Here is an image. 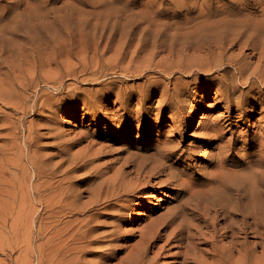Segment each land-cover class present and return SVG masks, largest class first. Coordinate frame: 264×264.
Instances as JSON below:
<instances>
[{
  "label": "bare ground",
  "instance_id": "obj_1",
  "mask_svg": "<svg viewBox=\"0 0 264 264\" xmlns=\"http://www.w3.org/2000/svg\"><path fill=\"white\" fill-rule=\"evenodd\" d=\"M1 1L4 3L0 5V14L6 13L8 8L14 10L20 4L24 7L21 13L12 18L0 16V101L5 105H16L17 112L27 107L26 92L34 80L27 77L25 71L29 68L24 70V65L35 60L36 56L32 55L30 58L29 52H25V42H30L33 47L56 44L59 49L64 47V52H70L72 48L68 43L85 48L90 39L94 41L98 35L103 37L105 34L109 44L115 39L112 35L121 31V28L128 30L129 26L133 27L131 22L116 17L112 23L106 24V33L109 34L95 32L89 37L84 29V22L81 31L86 32V36L67 39L68 34L73 31V24L81 27L73 22L71 12L50 17L49 9L46 12L42 9V4L48 0ZM191 1L194 3L196 0ZM249 1L214 0L191 4L186 0H169L166 5L164 0L160 3L156 0H144L141 3L144 5V14L139 21L145 24L147 45L152 47H140L145 50L152 48L155 53L160 47L172 42L171 45L180 46V49L197 50L205 56L189 61L186 66L170 65L154 71L153 73L161 75L163 72L169 76L165 84L150 81L148 74L144 73L145 66L139 67L140 69L134 70L133 76L144 80L137 89L127 98H124L123 93H116L120 106L113 113L115 125L107 129L106 141H111L119 132L128 136L134 130L138 131V135L144 134L143 138L147 141L152 137L153 131H156V140L151 146L145 143L126 152L128 155H125L114 174H98L96 167L90 166L88 176L82 179L88 183L86 189L79 191L78 188L76 191L63 187L65 178L58 180L55 185L52 180L58 173V168L50 166L37 155L30 154L32 131L27 130L23 148L17 147L15 132L9 135L6 150H16L14 153L3 152L0 156V194L7 201L13 199L9 207L11 211L17 208L21 216L25 212L26 220H30L29 224H34L35 232L32 225L28 226V235L22 241L31 245V235H35L34 239H41L36 247L37 264H85V256L93 254L99 256L93 260V264H105L103 249L94 245L101 243L106 237L114 238L115 227L133 209L130 204L127 208V202L131 203L136 194H144L149 190H159L161 193L166 191L161 202L163 210L150 219L138 237H141L139 245L118 264H162V258H168L171 248L176 249L171 254L175 264H264V92H260L264 89V12L261 15L255 13L256 8H264V0L252 4ZM129 3L136 5L134 0ZM156 4L160 7L155 11ZM58 11L61 12V9L52 13ZM158 15H166L170 21L163 23L159 17L155 18ZM180 16L183 17L179 18ZM131 32L132 28L128 30V35ZM82 39L85 41L76 45ZM233 48L237 49V53H229ZM55 61L54 57L48 61V65L55 64ZM97 61L95 58L87 64L90 62L94 67L99 65ZM147 62L145 68H150L153 64L150 63L151 59ZM160 64L161 62L154 67ZM33 67L37 69L34 64ZM126 67L124 66L125 73L129 71ZM173 69L185 73L191 80H173ZM69 70L67 68V72ZM200 73L214 75L215 79L209 77L206 80ZM46 77L49 78V75L46 74ZM112 83L102 86L110 92L114 90ZM61 87L62 84H59L58 88ZM212 89L218 96L215 98L217 102L229 105L224 107L226 110L223 112L227 124L224 126L223 121L221 124L217 123L220 120L218 116V120L213 118L217 122L209 123L198 138L197 145L184 147L183 128L193 117L187 101L192 94L207 93ZM236 90L240 93L235 96ZM35 97L30 109L34 111L44 108L46 102L40 100L38 92ZM154 101L157 108L151 110L150 106ZM235 112L240 117L259 114L260 119L253 123L255 130L246 134L231 131L232 114ZM100 113L104 114L103 109ZM164 119L172 123L170 128L162 131L154 127L153 120L160 123ZM242 122L247 124V120ZM8 154L11 156L6 157ZM18 154L26 156L36 177L32 192L34 200L42 206V211L37 215L27 205L29 197L21 182L18 184L19 195L7 188L9 183L5 178L7 174L10 175L11 166L18 164L15 158ZM62 154L64 158L70 155L67 152ZM83 158L71 156V169L66 168L61 172L69 174L71 170L85 168L93 162L89 158ZM11 159H14V163L8 164ZM126 168L127 171H124ZM42 177L44 180L37 183ZM82 193H87V200L78 205ZM99 208L112 211L110 214L109 210L111 218H114L110 231L97 233L103 226L99 225V220L96 219L95 222L92 215L97 214ZM151 211L152 214L158 212L157 208ZM101 215L104 214L99 216ZM63 216L69 219L61 221ZM81 216L84 217L80 219ZM96 223L98 226L94 225ZM3 232L2 230L1 233ZM250 234L255 235L257 241H248ZM201 246H206L207 249ZM256 247H260L259 252L255 251ZM13 250V246L8 245L6 248L0 243V253L6 257L0 259V264H5L4 260L11 258ZM150 252L151 255L148 256ZM25 260H17V264H29Z\"/></svg>",
  "mask_w": 264,
  "mask_h": 264
},
{
  "label": "rangeland",
  "instance_id": "obj_2",
  "mask_svg": "<svg viewBox=\"0 0 264 264\" xmlns=\"http://www.w3.org/2000/svg\"><path fill=\"white\" fill-rule=\"evenodd\" d=\"M8 1L9 0H7V2ZM129 1L131 0H48L42 4V9L45 10V12L49 9L48 15L50 17L53 15H63L66 12L72 13L73 22H76L81 27L73 24V31L68 34L69 36L67 39L86 36V32L81 31L84 22L86 24L84 29L87 30L89 37H92L95 32L98 34L101 32L106 33L107 22L112 23L116 20V17L120 18V20L131 22L133 27L129 26V29L132 28V32L128 35L129 29H124L125 33H123L124 30L121 28V31H119L120 33L118 32L112 35L115 39L109 44L107 38L104 37L107 36L105 34L103 35L104 38L98 35L96 38L97 40L95 39L92 41L90 39L91 43L88 41L85 48L83 46H71V44L68 43L67 45L72 48L70 52H64V47L59 49V46L56 44H40L33 47L30 42H25V52H29L30 58L32 55L36 56L35 60H30L27 65H24V70L29 68L28 71H25L27 77L34 80L30 83V86H28L26 92L27 107L25 110L19 111V113L17 112L16 105H5L0 101V156L3 152L14 153L16 150H6L10 140L9 135L15 132L17 137V147L23 148L25 134L27 133V130H30L32 131V152L30 154L33 153L37 155L38 158L40 157L44 159L50 166L53 165L58 168V173L52 180L55 185L58 180L65 178L62 184V186L64 185L63 187L75 189L76 191H78L79 188V191H82L86 189L88 184L82 179L88 176V169L90 166H95L98 170V174L105 173L107 176L112 175L119 169L123 162V158L125 155H128L129 150L132 151V148L143 146L145 143H148L149 146L153 145V142L156 140V131H153L152 137L148 141L143 138L144 134L138 135L137 130H134L132 133L130 132L128 136L123 132H119L111 141H106L108 138L107 129L115 125V121L112 119L113 113L118 111L120 106L118 104V96L116 93H123L125 94H122L124 98H127L131 92L137 89L142 83L141 81L144 79H136L135 76H133L134 70L139 67L142 68V66L146 67L148 59H151L150 63H153L150 68L144 67L146 70L144 73L148 74V79L150 81L165 84L167 81L166 79L169 76L163 72H161V75L153 73L154 71H158L159 68L164 66L169 67L170 65L176 66L177 64H180L186 66L189 61L199 59L205 55L204 53L193 49H180V46L171 45L173 44L172 42H169L165 47H160L155 53L152 52V48L145 50V48L140 47L147 45V34L144 31L146 27L142 21H139L140 16L144 14L142 12L144 5L141 4L144 0H134L136 5L130 4ZM186 1L188 3L192 2L191 4L199 1V3L197 2L195 4H200V2L207 3L214 0H196L194 3L191 0ZM257 1L260 0H250L249 3L252 4ZM156 2L160 3L162 0H156ZM3 3L4 2L1 1L0 5H3ZM164 3L167 5L169 0H164ZM158 7L160 6L156 4L154 10L156 11ZM23 8L22 4L17 6L14 10L8 8L6 13L0 14V16L7 19L12 18L21 13ZM59 9H61V12L58 11L55 12V14L52 13L54 10ZM255 10L257 15H261L264 12V8H256ZM182 17L183 16H180L179 18ZM155 18H158L163 23L170 21V18L166 15H158ZM136 21H139V23L134 24ZM171 21L175 20L171 19ZM48 32H50V30H48ZM121 32L122 35H120ZM106 34H109V32ZM116 34H118V36ZM115 35L116 37H114ZM82 41H85V39H82L76 45ZM63 44L65 45L66 43ZM169 45L171 46L170 48L168 47ZM147 46L152 47L150 44ZM229 53L235 54L237 53V49L233 48ZM54 57L56 58L55 64L52 63L49 66L48 61L52 60ZM94 57L97 58L99 65L97 64L92 67L91 63L89 62L87 64V62L95 59ZM160 62L161 64L155 68L154 65ZM33 64L37 69H34ZM124 66H127L126 68L129 69L126 73L124 72ZM67 68L70 69L68 72ZM30 69L31 71H29ZM230 69L233 70V67H230ZM173 70V80L177 79V81H184L185 79V81H188L189 78L191 80V77L188 75L186 76L185 73L176 69ZM122 72L125 74H122ZM46 74L49 75V78L46 77ZM199 75L205 76L206 80H208L209 77V79H211V77L214 78V75L201 73ZM13 76L15 75L13 74ZM34 76L35 78H33ZM120 79H123L122 83L120 82ZM34 83H38V86L34 87ZM110 83H112V89L114 90L109 92L106 91V89H104L105 87L102 85H108ZM59 84H62L60 89L58 88ZM194 86L195 85H192V87ZM213 91L214 89L207 93L192 94L187 101L188 105H190L189 111L193 117L183 128L184 138L182 145L184 147L191 145V147L196 146L197 140L203 130L208 127L209 123H216L218 117L220 120H218L217 123L220 122L221 124L223 121L222 124H224V126L227 124L225 121L226 118L224 117L225 113H223L226 110L224 108L226 105L215 100L218 96L217 94H214ZM37 92L38 95H40V100L46 103L44 108H39L38 110L35 109L33 111L30 107L36 98L35 96L37 95ZM260 92H264V89ZM239 93V90H236L235 96L236 94L239 95ZM156 105L157 103L154 101L150 106V109L157 108ZM227 107H229V105H227L226 108ZM101 109H103L104 114L106 112V115L100 113ZM154 111L155 110H153V112ZM232 117L231 131H240L239 133L241 134L244 132V134H246L253 129L255 130L256 126L253 125V123L255 124L256 120L260 119L259 114H247L240 117V114L237 112L233 113ZM213 118H217V120H214ZM246 120L247 124L244 125L242 121ZM153 122L154 127H158L162 131L172 126V123L165 119L160 123L154 120ZM156 123H158V125ZM228 128L229 127H227V129ZM62 152H67L70 155L64 158ZM9 156L11 155L8 154L6 157ZM71 156H77L78 158L84 157L83 159L85 160L89 158L93 162L89 163L85 168L77 169L76 171L71 170L69 174H64L61 171L66 168L67 170L71 169ZM15 158L18 160V164L14 163ZM15 158L8 161V164H10V162L16 164L12 166L9 165L11 166V170L9 171L10 175L7 174L5 178L9 183V186H7L8 191L19 195L18 184L21 182L24 192H26L29 197L27 205L32 211H34L35 215H37L42 211V206L37 204L34 200L32 192V188L36 184V177L33 169L26 156L24 157L18 154L17 156L15 155ZM124 171H127V168ZM43 180L44 177L40 178L37 183H40ZM10 181H13V183L11 184ZM165 192L166 191L164 190L163 193ZM163 193L159 190H157V192L156 190L154 192L149 190L144 194H142V192L141 194H136V197L134 198L135 200L133 199V201H130L131 203L127 202V208L130 204L133 209H131L127 217H125V219L122 218L123 221L119 222L117 227H115L116 231L113 235L116 236L114 238L112 236H110L111 238L106 237V239L101 240V243L97 244L98 246L96 244L94 245V247H101L103 249L107 261H105V264H118L136 249L141 238L138 237L143 233L141 231H144V228H146L145 226H147L152 217L154 218L163 210V206H161V202L165 197L163 196ZM18 195L15 199V205H17ZM86 197L87 193H82L78 205L84 204L87 200ZM12 200L13 199L10 198L7 201L6 197L0 194V243L6 248L8 245L14 247L11 258L5 259L4 261L6 262L4 263L17 264V260L26 259L25 262L29 264H37L36 247L41 242V239H34L35 235H31L29 236L31 238L33 237L31 245L22 241V239L28 235L26 228L30 225L33 227L34 224H29L30 220H26L25 212H23L21 216V212L18 213L17 208L13 211L10 210L9 207ZM156 208L158 212L152 214L151 210ZM109 210L99 208V212L92 215L95 217V222L97 219V221L99 220V225L101 224L100 226H103L100 230H97L98 232L96 231L97 233L104 230L110 231L109 229H112V221L114 218H111L112 216H110V214H112V211L110 210L109 214ZM105 212L107 213L105 214ZM100 214L104 215H101L100 217ZM63 217L64 218H61V221L62 219L63 221L69 219L68 217ZM83 217L84 216H81L80 219ZM99 217L102 219H99ZM98 223L94 225L98 226ZM2 230L4 231L3 233H1ZM33 230L35 232V227H33ZM250 235L251 237L248 241H257L255 235ZM91 247H93V245ZM201 247L207 249L206 246ZM174 251H176V249L171 248L168 258H162L160 263L175 264L172 262L174 257L171 258ZM255 251L259 252L260 247H256ZM150 255L151 252L148 253V256ZM98 257L97 254H93L92 256L86 255L85 264H93V260ZM3 258L6 257L3 253H0V259ZM55 264H62V262H55Z\"/></svg>",
  "mask_w": 264,
  "mask_h": 264
}]
</instances>
